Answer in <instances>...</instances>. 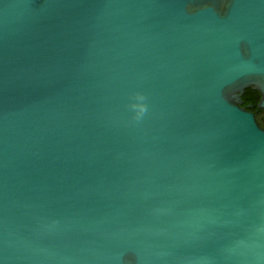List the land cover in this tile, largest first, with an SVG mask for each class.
Here are the masks:
<instances>
[{
	"label": "water",
	"instance_id": "1",
	"mask_svg": "<svg viewBox=\"0 0 264 264\" xmlns=\"http://www.w3.org/2000/svg\"><path fill=\"white\" fill-rule=\"evenodd\" d=\"M264 0H0V264H264Z\"/></svg>",
	"mask_w": 264,
	"mask_h": 264
},
{
	"label": "trees",
	"instance_id": "2",
	"mask_svg": "<svg viewBox=\"0 0 264 264\" xmlns=\"http://www.w3.org/2000/svg\"><path fill=\"white\" fill-rule=\"evenodd\" d=\"M241 99L243 102V105L241 107L247 108V105H249L251 109H254V110L251 109L250 110L256 114V110L258 111L257 104L259 103L260 100L259 93L251 89H247L243 94V96L241 97Z\"/></svg>",
	"mask_w": 264,
	"mask_h": 264
},
{
	"label": "flooded vegetation",
	"instance_id": "3",
	"mask_svg": "<svg viewBox=\"0 0 264 264\" xmlns=\"http://www.w3.org/2000/svg\"><path fill=\"white\" fill-rule=\"evenodd\" d=\"M242 105H243V103H242ZM242 108H244V107H242ZM245 109L251 113H253V111H251V110H254V109H251V107L249 105H247V108H245ZM259 111L260 110H258V111L256 110V114L255 113H253V114L255 116V119H256L258 125L264 129V112L263 111L259 112Z\"/></svg>",
	"mask_w": 264,
	"mask_h": 264
}]
</instances>
